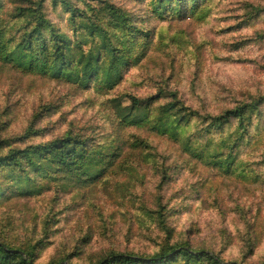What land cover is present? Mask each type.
Listing matches in <instances>:
<instances>
[{"label":"rangeland","instance_id":"obj_1","mask_svg":"<svg viewBox=\"0 0 264 264\" xmlns=\"http://www.w3.org/2000/svg\"><path fill=\"white\" fill-rule=\"evenodd\" d=\"M67 2L0 0V264H264V0Z\"/></svg>","mask_w":264,"mask_h":264},{"label":"trees","instance_id":"obj_2","mask_svg":"<svg viewBox=\"0 0 264 264\" xmlns=\"http://www.w3.org/2000/svg\"><path fill=\"white\" fill-rule=\"evenodd\" d=\"M54 1L56 2V5H58L60 2H62L64 4H66L68 7L70 6L69 3L67 2V0H54ZM36 12L37 11H36V9L34 10V8L17 7L14 11V14L17 16H30ZM114 13L117 14L118 11L115 10ZM35 16H37V15H35ZM226 115L237 116L240 120L241 126L243 128L245 127V124H244L245 123V119H244L245 108L243 106L238 107L236 109L228 110L226 112ZM28 132H33V128L31 126L28 128ZM72 139H73V136H71V134H68L64 138H57V139H55V140H53V141H51L45 145H38V146H35L32 148H29V147L25 148L23 150L18 151V154H21L22 156L29 158L31 155V151H35V150H47V151H50L51 153H55L61 149H64L65 147H67L70 144ZM38 152H41V151H38ZM5 159H7L11 163L21 165L20 157L15 155V151H10L8 153V155L5 156ZM64 160H66V159H64ZM64 162L67 163V161H64ZM3 248H6V247L4 245H0L1 251ZM178 250H182V251H185V252L190 253V254L208 255L210 257H213V255H210V253L207 251H204V250L197 251V250L192 249L189 245H180V246H176V247H170V249L167 251H164V253H159V254L152 255V256H150V255H136V254H131V253H117V254L115 253V254H112V256H110L109 258L102 260L97 264H105V262L107 260H111L113 258H118L121 261H123L125 264H135L138 262H150V263L160 262V261L162 262L170 254H172ZM10 251H12V250L10 249ZM16 252L20 253L22 256V259H23L22 264H33L31 261V258L29 256H27V252L19 251V250H17ZM220 261L222 262V264H239V263H235V262H225L222 260H220ZM58 264H71V263L61 261Z\"/></svg>","mask_w":264,"mask_h":264}]
</instances>
